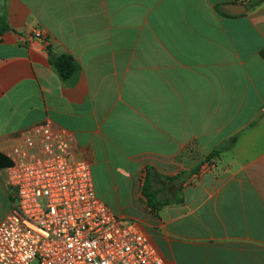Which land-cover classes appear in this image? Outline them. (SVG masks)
I'll return each instance as SVG.
<instances>
[{"label":"crops","instance_id":"crops-1","mask_svg":"<svg viewBox=\"0 0 264 264\" xmlns=\"http://www.w3.org/2000/svg\"><path fill=\"white\" fill-rule=\"evenodd\" d=\"M257 1L0 0V223L9 153L48 122L165 262L264 264ZM47 50L79 71L61 80Z\"/></svg>","mask_w":264,"mask_h":264},{"label":"built area","instance_id":"built-area-1","mask_svg":"<svg viewBox=\"0 0 264 264\" xmlns=\"http://www.w3.org/2000/svg\"><path fill=\"white\" fill-rule=\"evenodd\" d=\"M9 160L12 208L0 223V264H170L136 222L96 196L68 132L48 122L31 127Z\"/></svg>","mask_w":264,"mask_h":264},{"label":"trees","instance_id":"trees-1","mask_svg":"<svg viewBox=\"0 0 264 264\" xmlns=\"http://www.w3.org/2000/svg\"><path fill=\"white\" fill-rule=\"evenodd\" d=\"M261 0L257 1L256 4L260 3ZM48 56H49V63L53 70L56 72L58 77L61 80H67L70 77L74 76L78 71H79V66L77 63L73 60V58L69 55H60V56H55L52 54L49 50H47ZM1 158V156H0ZM6 165H10L9 162H6ZM7 166V167H8ZM145 198L147 199V203L149 207H151L152 210H157L161 206V204H154V202L150 201V197L146 195V191L143 194Z\"/></svg>","mask_w":264,"mask_h":264},{"label":"water","instance_id":"water-1","mask_svg":"<svg viewBox=\"0 0 264 264\" xmlns=\"http://www.w3.org/2000/svg\"><path fill=\"white\" fill-rule=\"evenodd\" d=\"M237 5H231V7H236ZM228 12H230L231 14H235V13H233L232 11H228ZM244 12V11H243Z\"/></svg>","mask_w":264,"mask_h":264}]
</instances>
